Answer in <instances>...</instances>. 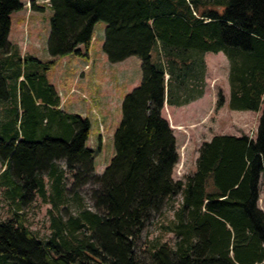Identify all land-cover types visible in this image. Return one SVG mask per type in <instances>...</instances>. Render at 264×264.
Segmentation results:
<instances>
[{
	"label": "trees",
	"instance_id": "1",
	"mask_svg": "<svg viewBox=\"0 0 264 264\" xmlns=\"http://www.w3.org/2000/svg\"><path fill=\"white\" fill-rule=\"evenodd\" d=\"M47 1L50 59L24 57L25 66L13 67L0 62V103H13L0 122V188L15 206L10 218L0 219V264H262L264 213L256 201L264 171V108L255 138L214 134L200 145L195 171L174 179L179 155L161 109L171 93L165 75L173 74L176 57L165 53L152 63L150 52L157 42L223 51L228 107L256 112L264 104V0ZM22 7L19 0H0V50L9 44L11 13ZM98 21L105 23L107 61L136 56L141 70L139 84L122 98L114 155L101 174L94 173L93 150L86 146L89 119L46 108L56 105L48 72L67 55L88 57ZM185 58L179 59L187 63ZM221 102L220 96L216 106ZM85 185L91 186L87 207L79 193ZM177 195L180 207L164 228L173 244L161 237L141 243L146 222ZM35 196L50 205L43 240L20 212ZM70 201L75 212L63 217L60 210L66 212Z\"/></svg>",
	"mask_w": 264,
	"mask_h": 264
},
{
	"label": "rangeland",
	"instance_id": "2",
	"mask_svg": "<svg viewBox=\"0 0 264 264\" xmlns=\"http://www.w3.org/2000/svg\"><path fill=\"white\" fill-rule=\"evenodd\" d=\"M24 2L26 9L21 10L20 17L25 23L19 22V17L15 13L11 16V26L9 31L10 43L5 51L10 49L11 42L15 43L20 49L26 51V57L37 58L41 61L49 60V54L46 50V40L49 32V17L51 10L46 7L47 0H19ZM37 1V2H36ZM30 5L40 7L41 9L35 10ZM34 10L32 13L29 10ZM26 10V13H25ZM37 26V33L33 32V27ZM104 21H98L93 28V37L90 44V52L94 57L95 64L91 67V62L84 59L81 66L78 68L80 72L77 82L80 81L83 72V79L77 83L81 87L84 94L86 93L88 99L83 103L86 105L85 109L94 107L95 114L88 113L87 118L90 122L89 138L86 145L93 150V166L94 173L101 174L109 164L114 155L113 146V133L117 128L120 118L121 109L120 104L124 94L129 93L136 87L141 79L140 59L136 56L127 59L124 62L110 63L107 61L106 56L102 50L104 40ZM38 34L35 35V34ZM151 62L157 63L159 60L158 49L154 46L150 52ZM223 55L220 57L211 55L209 66L206 67V72L203 74L202 79L198 78V74L192 71L190 65L186 67V75L188 80L187 84H199L204 88L205 94L197 102L186 105H171V93L169 101L165 94L163 102L164 108L161 115L165 117L170 127L173 130L175 137L176 150L179 158L178 162L173 169L174 179H184L185 176L191 175L194 167L195 149L198 144L214 134L232 133L240 135L245 133L251 138H255L258 120L264 104L260 106L258 111L247 110H232L228 107L229 98V62L226 58L223 60ZM9 57L0 50V62L4 63L3 67L8 66ZM163 60L162 58H160ZM178 66L182 65V61L175 58ZM32 61H29V63ZM66 57L60 58L53 72H48L52 78L58 79L56 71L64 69ZM31 64V63H30ZM88 67L85 69L84 66ZM22 66H25L22 59ZM182 69L178 70L173 68V74L165 76L169 83V91L173 87L174 80L177 73L183 72ZM48 74V75H49ZM185 75V74H184ZM73 77V75H71ZM73 79V78H72ZM53 80V81H54ZM11 86V81L8 82ZM181 91L184 92V86L181 85ZM168 89V87H166ZM222 97L221 105L216 106L218 97ZM12 101L9 100L8 107L12 106ZM11 104V105H10ZM168 105V106H167ZM87 113V112H85ZM56 165L64 167L62 160H56ZM1 171V166H0ZM259 195L256 201V207L264 213V171L260 174L258 180ZM90 185L83 186L80 190L81 203L84 207L90 205L88 200V193ZM182 198L181 195L175 196L168 201L162 210L153 214L146 222L145 227L141 234V243L146 240H152L156 237H161V241L173 244L175 241L174 235L165 231V227L175 219V214L180 207ZM14 205L6 197L2 195L0 188V219L6 220L11 217V211L14 210ZM66 212L63 207L60 214L64 217L67 213L74 214L75 204L71 201L65 206ZM50 205L41 201L38 196L33 197L30 203L25 204L20 211L24 214L26 224L29 230L43 240L49 235L50 219L48 210ZM64 219V218H63ZM264 264V262L262 263Z\"/></svg>",
	"mask_w": 264,
	"mask_h": 264
},
{
	"label": "crops",
	"instance_id": "3",
	"mask_svg": "<svg viewBox=\"0 0 264 264\" xmlns=\"http://www.w3.org/2000/svg\"><path fill=\"white\" fill-rule=\"evenodd\" d=\"M21 3L23 4V7L18 11L12 12L10 15V18L13 15V13H15L19 17L18 24H19V22H21V23L23 22L24 28H25V23H24V21H22L19 12L23 9H26V8L24 6V2H21ZM46 3H47L46 7L49 9L48 2H46ZM33 11L34 10H31V9L29 10L30 13H32ZM25 13H26V10H25ZM10 26H11V22H10ZM32 31L37 33V26L36 27L34 26ZM35 35L38 36V34H35ZM7 40L10 43L9 36L7 37ZM11 46L12 47L10 49H8L7 51H4V53L9 57L17 58V60L15 59V61H14V58L9 59V65H11V67H13V63H15V62H19L18 64H22V59L24 57H26L27 55H26V51H24V49H26V48H24L23 50L20 49L18 47V46H20L19 43L17 45L15 43L11 42ZM156 48L158 49V54L160 57L165 56V53H168V55L170 57L181 58V55L186 57L185 60H188V61H187V63L182 62L181 68H182L183 72H180L179 74L186 72V67H188V65H190L191 67H193L192 71L194 73L198 74L199 79H202L203 74L206 72V67L209 66L210 60H212L211 55H213V56L217 55L219 57L221 55H223L222 56L223 60H225L227 58L226 55L224 54V52L221 50H219L217 52L206 51L203 49L189 50V49L179 48V47L174 46V45H167V46H164V48H162V43L160 44V42H157ZM179 49L184 50V51H182L184 53L183 54L182 53L177 54V53H179L178 52ZM188 55H189V57H188ZM29 56H31V55H29ZM65 57H66V62H65L66 68L58 69L56 71V74L58 75V79L54 80L50 74L48 75V78H49L48 84L51 86V88H50L51 89V92H50L51 93V100H54L56 105H53V102H51L50 103L51 105L48 103L46 105L47 106L46 108H48L50 110H57V111L59 110L62 112L75 113V114H78L81 116H86V117H87L88 113L93 112V114H95L94 107H90V109L89 108L85 109L86 105H84L83 103L86 100L84 101V99H82L80 97L79 93H77V91L78 92H84V91H82L81 87L77 85V83H79L83 79V76H84V72H83V75H82L80 81L77 82L78 76L80 74V72L78 71V68L81 66L83 59L75 57L73 55H67ZM131 57H133V56H131ZM131 57H127L126 59L119 61V62H124L127 59H130ZM85 60H89L91 62V67H94L95 60H94V57L92 56L90 50L88 52V57L85 58L84 61ZM173 66L176 68L180 67V66H178L176 61L173 62ZM52 72H53V70L51 71V73ZM5 73H7V72H5ZM71 75H73V77H71ZM165 76H167V74ZM183 77H185L184 80H188L187 76H180V75L174 79V80H176V82L172 84L173 87L171 89V98H172L171 105L176 106V105H186V104L195 103L200 98H202V96L205 94L204 88L200 87L199 84L191 85V84H187L186 82H184L182 84L181 82H183L182 81ZM167 79L165 77L166 82H168ZM19 80H20V77L18 78V81ZM9 81H11V79ZM16 83H18V82H16ZM181 85H187V86H184L185 87L183 90L184 92L181 91V87H182ZM28 93L34 102V105L38 107V101L37 100H39V99L35 98L32 91H28ZM7 102L8 101H4V102L0 103V122L4 121V119L6 118L5 115L8 113L7 112L8 110L6 109ZM163 108H164V105L161 109V112H162ZM16 110H17V114H18V119L20 120L23 109H22V105L20 104L18 92L16 93ZM247 111H249V110H247ZM85 112H87V113H85ZM224 134H232V133H224ZM233 135H235V134H233ZM211 137L202 140L198 144L197 148L195 149L196 153H195V157L193 158L194 159V167H193L192 173L195 171L196 159L198 157V149H199L200 145L204 141H209L211 139ZM58 167H61V166H58Z\"/></svg>",
	"mask_w": 264,
	"mask_h": 264
},
{
	"label": "built area",
	"instance_id": "4",
	"mask_svg": "<svg viewBox=\"0 0 264 264\" xmlns=\"http://www.w3.org/2000/svg\"><path fill=\"white\" fill-rule=\"evenodd\" d=\"M87 67H88L87 65L84 66L85 69H86ZM81 96H82L83 98L86 97L84 94H81Z\"/></svg>",
	"mask_w": 264,
	"mask_h": 264
}]
</instances>
